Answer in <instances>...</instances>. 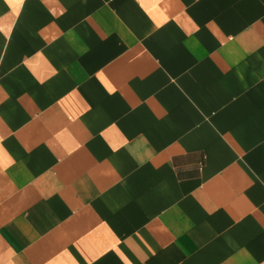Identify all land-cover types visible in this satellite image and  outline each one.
Segmentation results:
<instances>
[{
    "label": "crops",
    "instance_id": "0c3cea01",
    "mask_svg": "<svg viewBox=\"0 0 264 264\" xmlns=\"http://www.w3.org/2000/svg\"><path fill=\"white\" fill-rule=\"evenodd\" d=\"M0 264H264V0H0Z\"/></svg>",
    "mask_w": 264,
    "mask_h": 264
},
{
    "label": "snow or ice",
    "instance_id": "6c2138e0",
    "mask_svg": "<svg viewBox=\"0 0 264 264\" xmlns=\"http://www.w3.org/2000/svg\"><path fill=\"white\" fill-rule=\"evenodd\" d=\"M15 2H17V3H18V2H20V0H15Z\"/></svg>",
    "mask_w": 264,
    "mask_h": 264
}]
</instances>
